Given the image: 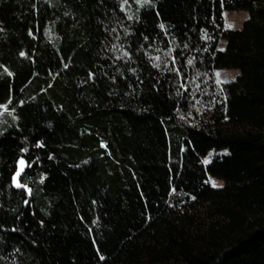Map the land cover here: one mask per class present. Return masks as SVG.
<instances>
[{
  "label": "trees",
  "instance_id": "trees-1",
  "mask_svg": "<svg viewBox=\"0 0 264 264\" xmlns=\"http://www.w3.org/2000/svg\"><path fill=\"white\" fill-rule=\"evenodd\" d=\"M0 104V264H264V0H0Z\"/></svg>",
  "mask_w": 264,
  "mask_h": 264
},
{
  "label": "rangeland",
  "instance_id": "rangeland-1",
  "mask_svg": "<svg viewBox=\"0 0 264 264\" xmlns=\"http://www.w3.org/2000/svg\"><path fill=\"white\" fill-rule=\"evenodd\" d=\"M247 18H248V12L246 11H242V10L223 11L222 12L223 28L225 30L240 29L243 21H245ZM225 46H226V41L224 39H220L217 48L219 50H223ZM238 75H239V71L236 69H218L214 72L215 80L217 82L224 84L234 81ZM213 182L217 185L216 187H220L223 185L222 181L211 179L210 184L212 186H213Z\"/></svg>",
  "mask_w": 264,
  "mask_h": 264
},
{
  "label": "snow or ice",
  "instance_id": "snow-or-ice-1",
  "mask_svg": "<svg viewBox=\"0 0 264 264\" xmlns=\"http://www.w3.org/2000/svg\"><path fill=\"white\" fill-rule=\"evenodd\" d=\"M137 2H139V0H137ZM125 3H127V0H125ZM121 7L123 8L124 5L122 4ZM129 18H131V17H129ZM159 27H160V28H164V25L161 24V25H159ZM145 39H147V37H145ZM20 55H21V56H24L25 53L21 52ZM188 63L191 64L192 61L189 60ZM64 66L67 67L68 65L65 64ZM154 67H159V65L156 64V65H154ZM173 71H175L177 74H179V69H173ZM4 72H5L8 76L13 75V73L10 72L7 68H4ZM91 75H92V74L90 73L89 76L91 77ZM217 75H219V74H217ZM0 109H5V110H6V105H4V104H0ZM101 143H102V146H106V145H103V142H101ZM21 151L23 152V151H26V150H25V149H21ZM205 162H207V161H205ZM17 164H18V167H17L15 173H14L13 176H12V182H13V184H14L17 188L27 189V190L29 191V193H30L31 190L28 189V186H27L26 184H23V183L21 182V180L19 179V178L21 177V174H22L23 171H24L25 166H26V161L23 159V157H21V158L18 159ZM27 166H30V165H27ZM213 186L216 187L217 185L213 182ZM172 191L174 192L175 189H173ZM191 199H195V197H191ZM100 259H104V257L101 256Z\"/></svg>",
  "mask_w": 264,
  "mask_h": 264
}]
</instances>
